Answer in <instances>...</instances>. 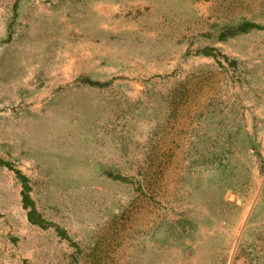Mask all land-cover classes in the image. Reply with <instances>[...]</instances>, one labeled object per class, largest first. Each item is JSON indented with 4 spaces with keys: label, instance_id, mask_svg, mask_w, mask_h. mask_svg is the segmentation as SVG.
<instances>
[{
    "label": "rangeland",
    "instance_id": "rangeland-1",
    "mask_svg": "<svg viewBox=\"0 0 264 264\" xmlns=\"http://www.w3.org/2000/svg\"><path fill=\"white\" fill-rule=\"evenodd\" d=\"M0 157V264H264V0H0Z\"/></svg>",
    "mask_w": 264,
    "mask_h": 264
},
{
    "label": "trees",
    "instance_id": "trees-1",
    "mask_svg": "<svg viewBox=\"0 0 264 264\" xmlns=\"http://www.w3.org/2000/svg\"><path fill=\"white\" fill-rule=\"evenodd\" d=\"M259 28H261V27L256 25V24L247 23V24L242 26V31L247 32L249 30L259 29ZM0 165L7 167L10 170H12L13 172H15L17 177L23 182V185H24V190H23L24 203H25L26 208L32 207V211L29 214V218H30L31 222L36 223L35 217L39 216V214H38L37 210L35 209L33 201H32L31 196H30L29 179L22 173V171L16 169L12 163L4 161L1 157H0ZM40 220H41L40 221L41 223H36V224H39L41 227L45 228L46 227L45 224H47L46 221H44V219H42V218ZM54 226H56V225H54ZM56 228H59V227H56Z\"/></svg>",
    "mask_w": 264,
    "mask_h": 264
}]
</instances>
